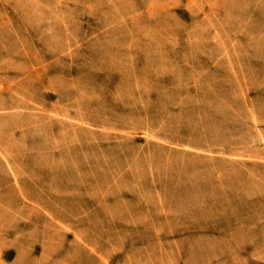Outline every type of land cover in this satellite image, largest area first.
<instances>
[{"label":"rangeland","instance_id":"1","mask_svg":"<svg viewBox=\"0 0 264 264\" xmlns=\"http://www.w3.org/2000/svg\"><path fill=\"white\" fill-rule=\"evenodd\" d=\"M0 264H264V0H0Z\"/></svg>","mask_w":264,"mask_h":264}]
</instances>
